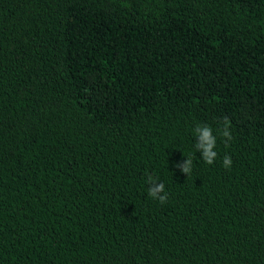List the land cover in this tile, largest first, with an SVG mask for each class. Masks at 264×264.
<instances>
[{"label": "trees", "instance_id": "trees-1", "mask_svg": "<svg viewBox=\"0 0 264 264\" xmlns=\"http://www.w3.org/2000/svg\"><path fill=\"white\" fill-rule=\"evenodd\" d=\"M0 264H264V0H0Z\"/></svg>", "mask_w": 264, "mask_h": 264}, {"label": "clouds", "instance_id": "clouds-1", "mask_svg": "<svg viewBox=\"0 0 264 264\" xmlns=\"http://www.w3.org/2000/svg\"><path fill=\"white\" fill-rule=\"evenodd\" d=\"M195 132L199 136V141L196 144V149L202 151V160L209 165L213 164L217 157V152L215 151L216 136L213 135L211 127L207 125L198 126L195 129ZM222 135L226 137L228 141L232 139L231 133L228 131L227 127H225ZM223 166L225 168H230L232 166L231 157H224ZM177 167L180 168L183 173H187L188 175H190L193 168V160L191 158H187L186 163H184L182 166L178 164ZM148 182L151 185L148 192L149 196L153 199L158 200L161 204L166 203L167 194L165 193V185L160 182L157 183L151 176L148 178Z\"/></svg>", "mask_w": 264, "mask_h": 264}]
</instances>
